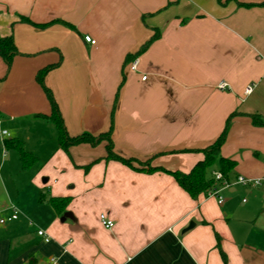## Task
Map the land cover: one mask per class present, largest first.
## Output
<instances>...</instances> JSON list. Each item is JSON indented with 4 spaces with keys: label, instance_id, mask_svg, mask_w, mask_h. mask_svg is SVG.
<instances>
[{
    "label": "crops",
    "instance_id": "0c3cea01",
    "mask_svg": "<svg viewBox=\"0 0 264 264\" xmlns=\"http://www.w3.org/2000/svg\"><path fill=\"white\" fill-rule=\"evenodd\" d=\"M155 31L132 70L126 56ZM8 35L18 54L9 65L0 57V115L48 114L35 74L60 61L44 79L70 135L106 131L117 95L118 154L188 172L226 127L220 153L236 165L218 203L191 198L164 171L106 159V141L68 152L57 143L36 175L68 202L56 209L48 197L33 232L7 226L0 264H264V191L236 182L264 176V0H0V38ZM7 94L17 108H6Z\"/></svg>",
    "mask_w": 264,
    "mask_h": 264
},
{
    "label": "trees",
    "instance_id": "16d2710c",
    "mask_svg": "<svg viewBox=\"0 0 264 264\" xmlns=\"http://www.w3.org/2000/svg\"><path fill=\"white\" fill-rule=\"evenodd\" d=\"M20 19L24 22L26 21L29 22V19L27 17L20 16ZM66 24L69 25V23ZM39 25L44 26L45 24H39ZM157 37H158V32L155 31L149 37V39L140 46V48L135 53L126 56V62L130 64V62L133 59H135L136 56L140 52H142ZM15 54H18V51L15 48L12 36L8 35L0 38V57L7 63V65L10 64L11 58ZM59 63L60 61H57L55 63L46 65L38 69L35 74V80L41 85L42 89L44 90V93L49 102V109H50V112L48 114L36 113L35 116L45 118L48 121L55 124V126L58 128L57 143L59 147L62 148L65 152H68V147L71 145H76L80 143H89L90 145L94 146L100 143L101 141H106V145H105L106 159H114L120 161L123 164H126L130 168L137 171H147V172H153L157 170L164 171L170 174L171 176H173L176 182L179 184V186L182 189H184L193 199H197L200 195H208L210 191L220 186L223 180L229 181L230 179L229 176L236 165V161L232 158L225 157L220 153L221 144L223 143L226 136V127L223 129V131L220 133V135L215 139L213 143L199 150L203 153V158L198 160L188 172H182L179 170L170 171L158 167H153L152 165H150V160H151L150 158L144 161H140L138 159L128 158L118 154L114 149L113 141L111 139V133L113 127L112 117L115 109L117 95L115 97L111 110V124L106 131L100 132L97 135H93L88 132H81L76 135H70L65 128L57 103L53 97V94L51 90L44 85V81H43L45 74L52 68L58 66ZM234 114H231L227 118L226 121L227 123ZM4 144L7 147H13L14 149H16L22 168L28 166L36 158V156L33 154L32 151L24 148L21 140L19 139H14V140L4 139ZM132 161H136L139 166L132 165ZM87 168L88 165L85 167V169ZM213 171L221 172L223 177L222 181L216 180L214 178V176L212 175ZM48 202L52 204L56 209H59L60 205L67 204L68 199L67 197L63 198V197L50 196L48 198ZM217 247L219 248L218 239H217ZM222 258L225 261V257L223 254H222Z\"/></svg>",
    "mask_w": 264,
    "mask_h": 264
},
{
    "label": "rangeland",
    "instance_id": "374dc122",
    "mask_svg": "<svg viewBox=\"0 0 264 264\" xmlns=\"http://www.w3.org/2000/svg\"><path fill=\"white\" fill-rule=\"evenodd\" d=\"M43 81L44 85L47 86L45 79ZM38 86L49 106L44 90L39 83ZM10 95H6L8 100L4 99L6 108H17L19 106L17 105L18 100L8 98ZM29 101L21 99L20 104H27ZM34 114V112L29 111L15 114V112L5 110L0 115V216L11 212L12 206H15L17 216H19L18 220L0 224V237H5L9 234L6 233L7 226L13 229V225L18 223H23V228L16 227L12 230L13 232L21 234L33 232V226L28 223L34 218V222L39 220V210L42 209L40 205L44 207L41 203H47L45 200L49 197V192L39 186V177L36 174L45 164L52 149L57 145L58 128L52 122L37 118ZM2 129L7 130L9 136L2 135ZM4 139L21 140L24 148L32 150L38 158L25 168H22L16 149L7 147L4 144ZM42 192L46 193V198L44 199H41ZM21 211L24 212L26 217L20 215ZM40 219H43V217Z\"/></svg>",
    "mask_w": 264,
    "mask_h": 264
},
{
    "label": "built area",
    "instance_id": "2783aa9c",
    "mask_svg": "<svg viewBox=\"0 0 264 264\" xmlns=\"http://www.w3.org/2000/svg\"><path fill=\"white\" fill-rule=\"evenodd\" d=\"M84 40L90 44H95L96 41L95 39H93L90 35H84L83 36ZM136 66H137V59H133L131 62H130V68L132 70H135L136 69ZM146 76L143 75L142 78L144 79ZM218 88H225L227 86V84L225 82H219L217 85H216ZM253 86L254 84L253 83H250V84H247L245 89H244V92L245 93H250L253 89ZM1 134L4 135V136H8L9 133L7 130H2L1 131ZM212 175L214 176V178L216 180H221L222 181V174L221 172L219 171H213L212 172ZM236 182L238 183H241L243 185H248V186H259L262 188V190L264 191V176H260V177H246V176H243V175H238L237 178H236ZM229 184V181H226V180H223L221 185L214 188V190L210 191V195H213L216 197L217 199V202L218 203H222L223 202V197L220 195V189L221 187L223 186H227ZM17 218V210L15 208V206H12L11 207V214L6 216V217H0V224H3L5 223L6 221H9V220H14ZM99 220H100V223L106 227V228H112L113 225H114V222L109 219L104 213H100L99 215ZM38 235H41V236H44V240L45 241H48V237L46 236V233L45 231L43 230H38L37 231ZM52 261V264H56L55 263V259L52 258L51 259Z\"/></svg>",
    "mask_w": 264,
    "mask_h": 264
},
{
    "label": "water",
    "instance_id": "95a60500",
    "mask_svg": "<svg viewBox=\"0 0 264 264\" xmlns=\"http://www.w3.org/2000/svg\"><path fill=\"white\" fill-rule=\"evenodd\" d=\"M193 225V223L191 222L190 225L187 228H190ZM185 230V229H184Z\"/></svg>",
    "mask_w": 264,
    "mask_h": 264
}]
</instances>
